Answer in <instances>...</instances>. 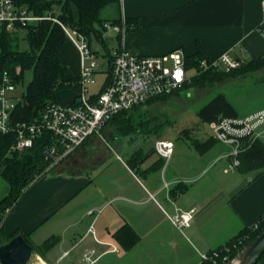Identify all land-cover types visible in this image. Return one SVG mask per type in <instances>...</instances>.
Wrapping results in <instances>:
<instances>
[{
  "label": "crops",
  "instance_id": "obj_1",
  "mask_svg": "<svg viewBox=\"0 0 264 264\" xmlns=\"http://www.w3.org/2000/svg\"><path fill=\"white\" fill-rule=\"evenodd\" d=\"M262 1L118 0L101 7L98 17L136 19V29L120 38L101 27V37L103 31L114 32L115 47L134 54L180 48L191 55L198 45L208 60L227 52L246 61L264 55ZM62 64L78 77L79 55L68 40ZM74 86L70 98L62 97L76 96L78 83ZM228 94L239 114L264 108V85ZM91 138L31 182L6 216L5 236L21 230L34 246L59 237L43 256L33 252L27 264H81L87 248L99 255L92 264H203V254L226 244L264 214V169L228 168L224 144L214 142L197 152L182 138H166L173 141V154L150 170L159 157L154 151L157 157L149 155L138 172L127 164L131 153L97 150L95 161L88 164L92 172L86 174L80 167L86 156L82 146ZM172 188L178 189L175 196L169 194ZM192 207L188 227L179 229L169 221L167 214L176 208ZM91 223L93 233L87 231ZM124 224L139 237L128 248L114 236ZM254 264H264V256Z\"/></svg>",
  "mask_w": 264,
  "mask_h": 264
},
{
  "label": "trees",
  "instance_id": "obj_2",
  "mask_svg": "<svg viewBox=\"0 0 264 264\" xmlns=\"http://www.w3.org/2000/svg\"><path fill=\"white\" fill-rule=\"evenodd\" d=\"M12 1L17 6L27 7L33 13L44 14L50 12L57 16L63 23L84 33L88 37L90 46L91 37L94 36L97 42L107 50L105 54L107 56L109 70L111 50L107 49V45L101 37L102 23L106 20H101L98 17V12L104 5L118 0ZM56 10L59 12L56 13ZM134 20L125 18L128 26L127 31L136 29V21ZM107 21L119 23L120 18ZM23 30L25 33L23 38L28 40L30 46V51L27 52L18 49L17 43L20 30L0 33V78L3 73H6L19 86L23 82L25 72L28 70L31 71L30 80L24 89L20 91L21 99L11 112L12 120L17 122H30L47 103L69 102L70 99L63 98L61 92L71 88L74 83H77L78 77L72 73L67 65L62 64L67 39L58 23L45 19L36 24L28 25ZM203 59L208 60L198 45L195 53L185 56L186 68L192 74L190 84L192 86L204 87L211 85L227 76L244 75L246 72L254 71L264 65V55L241 61L238 67L227 71L210 67L202 68L199 66V62ZM17 68H19L18 71H16ZM175 93L155 96L145 103L155 99L167 98ZM142 105L144 103L118 112L105 123L103 128L112 123L116 126V130L123 136L137 134L149 135L152 133L159 135L161 123L151 124V121L140 118L138 112H132L138 111L137 109ZM196 115L202 124H204L221 117H235L240 114L226 98L225 94L221 92L213 95L203 103L197 109ZM182 131L185 135L184 137L187 139L186 142L197 152H203L216 142L210 135L205 139H199L188 135L187 130ZM14 139L13 133H0V179L7 186V192L0 197V212L6 207L14 206L31 182L53 167V159L45 154L47 146L55 143L50 133H42L34 139L31 147L23 151L9 149ZM61 152L62 148H58L56 154L58 155ZM70 154L64 156V158ZM148 156L149 153L147 151H144L142 148H137L128 157L127 164L130 168L138 172V166ZM238 159L239 164L235 166V169L239 172L264 169V141L244 140L242 149L238 154ZM163 162L164 158L158 157L148 169L154 170L159 168L163 165ZM177 192V188H172L169 194L175 196ZM262 231H264V220L259 221L255 228L252 225L245 227L235 237L227 241L226 244L209 251L208 254L211 257L207 258L203 264H223ZM17 234L22 235L25 241L31 245L28 234L21 230H16L10 235L5 236L3 225L0 227V245ZM114 236L124 248L130 247L139 238L135 231L126 224L117 229ZM58 239L59 237L57 236H50L41 245H31L33 252L43 256L44 252L51 248ZM214 250L217 252L216 256H212Z\"/></svg>",
  "mask_w": 264,
  "mask_h": 264
},
{
  "label": "built area",
  "instance_id": "obj_3",
  "mask_svg": "<svg viewBox=\"0 0 264 264\" xmlns=\"http://www.w3.org/2000/svg\"><path fill=\"white\" fill-rule=\"evenodd\" d=\"M264 10V1H262ZM58 23L65 37L76 48L79 55L80 72L78 92L69 102H49L30 122L12 120L11 112L20 101L18 86L3 73L0 78V133H13L14 142L10 150L23 151L32 146L36 137L50 133L55 143L47 146L46 156L53 159V165L62 161L87 139L100 133L105 123L122 110L131 109L159 95H170L181 91L191 84V73L186 68L185 53L180 48L171 49L162 54H134L119 45L111 52L110 67L102 87L91 92L89 86L95 83L97 54L89 44L88 37L76 28L60 21L50 12L33 13L25 6H17L12 0H0V33L21 30L42 20ZM133 25V24H132ZM131 25V26H132ZM103 28L117 33L120 38L127 32L125 17L119 23L104 21ZM130 26V27H131ZM241 61L229 53H222L216 60H200L199 66L225 71L238 67ZM179 73V78H177ZM209 135L216 141L229 147L228 168L239 164L238 154L244 140L264 141V108L235 116L221 117L207 123ZM155 153L164 159L173 154L174 144L170 139L159 138L153 144ZM58 148H62L60 154ZM12 206L0 212V227ZM90 210L88 213L91 214ZM195 209L176 208L173 214H167L169 221L177 228L190 225ZM264 220V214L252 225ZM88 232L93 233L92 223ZM68 252H65V254ZM214 250L212 256H216ZM94 248H87L81 254V264H92L98 259ZM207 259L209 254H203Z\"/></svg>",
  "mask_w": 264,
  "mask_h": 264
},
{
  "label": "rangeland",
  "instance_id": "obj_4",
  "mask_svg": "<svg viewBox=\"0 0 264 264\" xmlns=\"http://www.w3.org/2000/svg\"><path fill=\"white\" fill-rule=\"evenodd\" d=\"M58 12L59 11L56 10V13ZM104 33L105 32L103 31V38L107 45V49L112 50L115 48V44L117 42L115 33ZM24 34V30L21 29L19 31L17 45L20 51L27 52L30 51V46L28 40L23 38ZM91 48L96 50L97 53L95 58L97 68L94 74L95 83L89 86V90L91 92H96L102 87L107 78L108 60L105 54L107 50L99 42H97L94 36L91 37ZM18 70L19 68L16 69V71ZM30 78L31 71L28 70L24 74L22 84L18 86L19 91L24 89ZM261 85H264V65L254 71L246 72L244 75L227 76L220 81L204 87L189 85L172 96L144 103V105L137 109L138 111L132 112H138L140 118L151 121V124L161 123V128L159 129L160 134L158 135L152 133L149 135L137 134L123 136L116 130V126L114 124H108L98 135L92 137L90 141L85 143L87 146H82V148L86 150V156L82 159V164L80 166L81 170H84L86 174H90L92 172V168L88 167V164L95 161V152L97 150L112 154L118 153L123 156V153L130 154L135 149L142 147L144 151L146 150L149 153V155L152 154L154 157H157L153 150V144L156 139L171 138L174 140L176 138H182L187 141L182 130H187V134L192 137L205 139V133L209 134V127L207 123L202 124L196 115L197 109L203 103L217 93L222 92L227 98V95H230L228 92L235 95L242 91H250L254 87H259ZM74 90L75 86L73 84L71 88L63 90L61 94L65 98H70L73 95ZM95 145L97 149H95ZM54 170L55 168L52 169V171ZM48 171L51 172V169ZM6 192L7 186L0 179V197Z\"/></svg>",
  "mask_w": 264,
  "mask_h": 264
},
{
  "label": "water",
  "instance_id": "obj_5",
  "mask_svg": "<svg viewBox=\"0 0 264 264\" xmlns=\"http://www.w3.org/2000/svg\"><path fill=\"white\" fill-rule=\"evenodd\" d=\"M33 249L22 235L17 234L0 245V264H27ZM264 254V231L245 244L223 264H254Z\"/></svg>",
  "mask_w": 264,
  "mask_h": 264
},
{
  "label": "snow or ice",
  "instance_id": "obj_6",
  "mask_svg": "<svg viewBox=\"0 0 264 264\" xmlns=\"http://www.w3.org/2000/svg\"><path fill=\"white\" fill-rule=\"evenodd\" d=\"M177 78H179V73H177Z\"/></svg>",
  "mask_w": 264,
  "mask_h": 264
}]
</instances>
